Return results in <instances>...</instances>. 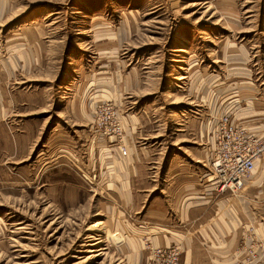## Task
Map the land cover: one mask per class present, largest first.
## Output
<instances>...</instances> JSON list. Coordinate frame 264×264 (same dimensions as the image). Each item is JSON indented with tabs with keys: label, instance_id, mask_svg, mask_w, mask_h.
I'll use <instances>...</instances> for the list:
<instances>
[{
	"label": "rangeland",
	"instance_id": "374dc122",
	"mask_svg": "<svg viewBox=\"0 0 264 264\" xmlns=\"http://www.w3.org/2000/svg\"><path fill=\"white\" fill-rule=\"evenodd\" d=\"M224 113L264 136V0H0V264H264V155L183 194Z\"/></svg>",
	"mask_w": 264,
	"mask_h": 264
},
{
	"label": "built area",
	"instance_id": "2783aa9c",
	"mask_svg": "<svg viewBox=\"0 0 264 264\" xmlns=\"http://www.w3.org/2000/svg\"><path fill=\"white\" fill-rule=\"evenodd\" d=\"M216 120L210 131L211 148L206 162L208 174L213 177L210 182L220 193H236L254 171L255 161L264 155V136L255 134L226 113ZM120 151L123 155L127 153L123 148ZM155 255L166 256L169 264H174L177 253L169 250L166 254V250L158 248Z\"/></svg>",
	"mask_w": 264,
	"mask_h": 264
},
{
	"label": "crops",
	"instance_id": "0c3cea01",
	"mask_svg": "<svg viewBox=\"0 0 264 264\" xmlns=\"http://www.w3.org/2000/svg\"><path fill=\"white\" fill-rule=\"evenodd\" d=\"M206 162H207V158H206ZM207 172H208L207 167L206 168L200 167V169H198L195 172L196 176H193V178H191L190 180V184H191L190 188H186V185L183 186V189H184L183 194L187 195L185 200L186 202H190L189 208L191 209V213H193L196 220H199L200 217L205 215V212L208 211L207 205L210 200H214L216 196H222L218 193H215L214 195L212 186L206 183L208 179L207 178L205 180V177L208 174ZM225 200H227V198H225L224 196L217 200L218 202L221 203L222 208L224 206L223 203ZM194 207H195L196 214L194 212Z\"/></svg>",
	"mask_w": 264,
	"mask_h": 264
},
{
	"label": "bare ground",
	"instance_id": "6f19581e",
	"mask_svg": "<svg viewBox=\"0 0 264 264\" xmlns=\"http://www.w3.org/2000/svg\"><path fill=\"white\" fill-rule=\"evenodd\" d=\"M235 121V120H234ZM245 126V125H244ZM246 127V126H245ZM249 130H251L250 128H248ZM251 131H253V130H251ZM254 132V131H253ZM255 133V132H254ZM256 134V133H255ZM258 135V134H257ZM260 159V158H259ZM259 159H257L256 161H255V165H256V162L259 160ZM210 176V175H209ZM208 180L209 181H212L213 180V177L212 176H210L209 178H208ZM91 244V243H90ZM91 245H95V243H92ZM91 251H97V250H91Z\"/></svg>",
	"mask_w": 264,
	"mask_h": 264
}]
</instances>
